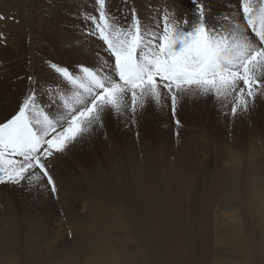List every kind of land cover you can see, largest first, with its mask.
I'll use <instances>...</instances> for the list:
<instances>
[{
	"label": "rangeland",
	"instance_id": "rangeland-1",
	"mask_svg": "<svg viewBox=\"0 0 264 264\" xmlns=\"http://www.w3.org/2000/svg\"><path fill=\"white\" fill-rule=\"evenodd\" d=\"M68 1L0 0V27L4 24L13 23L14 25V32L10 36L12 40L8 41L7 35L1 32L4 28L0 31L2 44L0 49H3L2 46L6 49V55L3 56L0 53V61H3L0 62V69H2L0 80L7 81V97L10 106L8 113L18 108L30 89H47L60 83L57 75L49 68V62L74 70L79 65H93L97 53L102 50L103 42L87 35L90 22L83 28L86 31L82 32L81 41L84 44L90 43L92 46L87 48V55L81 51L83 57L80 51L70 54L69 52L73 49L72 42L69 41L67 44L68 42L59 38L58 32L53 34L54 24L62 23L63 26V19H69L63 18L71 12L68 11L69 9L66 10L67 6L74 8L76 13L96 14L97 6L92 4L95 0H75L74 3L67 4ZM121 1L109 0V9L112 11L114 8L117 13H120V10L124 9V3L122 4ZM175 1L155 0L153 3L146 0V6H139L138 9L136 5L135 10L137 15L142 16L145 21L158 16L160 10L167 7L169 11L176 9L175 16L178 20L185 17L191 20V12L194 11L191 7L192 0ZM259 2L261 3V0H254L257 6ZM210 4L212 8L216 6V11L215 9L211 11V20L224 32L227 31L225 27L233 23L231 21L225 26L223 22L231 19V15L234 17L238 8L242 9L241 0H210ZM140 8L144 9L140 10ZM148 8L153 11L151 15L154 16L147 14ZM223 17L228 19L217 20ZM240 17L242 21L239 24L243 27L246 22L243 15ZM69 20L72 26L75 20ZM50 23L52 29H45ZM249 35H251L250 31ZM68 58L72 61L69 62ZM185 99L186 103L183 100L180 102L184 107L179 104L175 114L167 104L164 106L153 104L157 117L146 129H140L138 134L140 138L137 141L140 144L133 143L136 148L131 149V142L123 138V132L127 135L132 132L120 124L121 117H114L111 121L112 125L109 122V125L104 126L101 141L94 144L97 151L96 158L88 165L83 163L80 167L76 161H72L76 165L74 168L79 170L77 175L81 183L80 193L88 198V200L84 198L80 201L81 206L88 202L90 205V207L88 205L89 209L81 208L83 220L119 240L130 239V236L124 233L125 230L121 231L116 227L118 220L125 221L130 225L131 232L132 230L135 232L137 240L145 244L150 243L154 237V229L157 228L166 247L161 245V251L156 246L148 248L146 252L154 253L151 258L141 250L139 255L142 259L140 256L139 259L145 264H158L161 259L167 258L164 252L168 251L178 255L176 257L178 264H207L216 256L222 264H242L245 260L247 264H264V228L262 227L264 217L259 222L257 220V217L264 212V200H259L257 207L247 201L251 188H255V183L264 178V114H262L264 98L259 105L260 109L257 108L258 111L261 110V115L256 119L257 130L252 133L249 132L250 127L247 131L243 123L244 112H238L236 116H232L231 106L222 107L214 98L210 102L215 103L207 106L203 104L202 98ZM42 103L48 106L52 104V99L44 95ZM250 107L254 108V105ZM176 120H180L181 124L177 125ZM228 122L231 124H227ZM234 125L245 130L243 139L231 133L226 134ZM161 133H164V136ZM165 137H167L166 140ZM102 143L107 149L106 155L101 153ZM253 146L256 148L253 149ZM226 149L231 152L226 153ZM78 163H80L79 160ZM234 163L239 166L236 179H232L233 175L228 172ZM17 189L12 185V188L9 187L10 191L7 190L9 194H13L15 202L20 201L24 196L23 193H15ZM35 203L33 208L30 207L33 210L32 214L37 216L34 221L41 222L44 214L41 205ZM225 204H229L228 207H223ZM58 205L51 200L48 206L42 205V207L55 208ZM93 209H100L102 213L97 215ZM233 211L249 215L243 222V235L237 241L229 237L228 233L231 232L228 227H225L230 221L226 218ZM38 224L42 225V223ZM43 229L45 227L42 225ZM68 233L69 235L49 244L47 257L66 262L73 253L82 251L90 245V240L85 236L80 237L78 233H71L70 227ZM243 240L245 246L238 251L239 243ZM124 245L130 249L134 243H124ZM167 259L173 261V259Z\"/></svg>",
	"mask_w": 264,
	"mask_h": 264
},
{
	"label": "snow or ice",
	"instance_id": "snow-or-ice-1",
	"mask_svg": "<svg viewBox=\"0 0 264 264\" xmlns=\"http://www.w3.org/2000/svg\"><path fill=\"white\" fill-rule=\"evenodd\" d=\"M192 3L191 20L164 8L145 21L134 7L116 16L109 0H95L96 14L83 19L107 55L74 70L49 62L60 83L30 89L17 109L0 113V184L31 188L44 179L41 187L55 196L53 157L103 129L109 113L135 125L149 104L175 114L182 99L209 96L230 105L232 116L248 112L264 95V0H241L246 24L226 32L211 20L210 0ZM44 95L52 104L42 103Z\"/></svg>",
	"mask_w": 264,
	"mask_h": 264
},
{
	"label": "bare ground",
	"instance_id": "bare-ground-1",
	"mask_svg": "<svg viewBox=\"0 0 264 264\" xmlns=\"http://www.w3.org/2000/svg\"><path fill=\"white\" fill-rule=\"evenodd\" d=\"M149 1L154 3L155 0H149ZM74 2H75V0H69L67 2V4L74 3ZM92 4H95V2L92 1ZM136 5H137L138 9H139V6L144 7V6H146V0H136V1L128 0V3L124 4L123 8L125 10H127V9L132 8V7L135 8ZM181 5L184 6L185 3H184V5L183 4H181ZM170 6H171V4H170ZM191 7H193V6H191ZM141 9H144V8H140V10ZM167 9H168V7H167ZM170 9H173V8H170ZM214 9L216 11V6L214 8L211 7V11ZM66 10L71 11V12L68 13L67 15H64L63 18L67 17L69 19L75 20L74 24L71 26L69 19H66V20L63 19V26L64 27L62 26V23L60 25L54 24L55 25V31L53 34H55V32H58L59 38L62 41L68 42L67 44H69V41L72 42L71 44L73 46V49L71 50V52L68 51L70 54L75 52V51H76L75 52V54H76L77 51H80L79 53H81V55L83 57V53L81 51L85 52L84 54H86V51L88 50L87 48H90V45L92 46V44H90V43L84 44L81 41L82 32L86 31V29H83V28L85 27V25L88 22H86L83 19L84 13H82V12L76 13L74 8H69V6L66 7ZM175 10L176 9L173 10L174 14L176 12ZM151 11L152 10L150 8L147 9V14L152 17L154 15H151ZM110 12L114 13L116 16L121 15V12L117 13V10H115L114 8H112V11L110 10ZM240 15H243L242 9L238 8L235 16L233 17V15H231L230 16L231 19H229L228 21H224V20H226V18H224V17L219 18L217 20L218 21H224L223 23H225V26L227 23L230 24L231 21H232V23H238L239 24L242 21ZM140 17L142 20H144V18L142 16H140ZM129 19H130V15H129ZM179 20H182V18ZM13 27H14L13 23L9 24V25L4 24V25H2V27H0V31L2 30V28H4V30L1 32H3V34L7 35L8 41L10 39V36L14 32ZM66 27H67V29H65ZM230 27H231V25L227 26L225 28L228 30ZM46 28L52 29V24L50 23V24L46 25L45 29ZM10 40H12V39H10ZM79 43H80V46H79ZM0 45H2L1 42H0ZM2 47H3V49H0V53L4 56V55H6V49L4 46H2ZM91 49L93 50V48H91ZM101 49L102 50L99 53L101 55L106 56L107 54L103 51L104 46ZM54 53H56V52H54ZM69 53H68V55H69ZM65 56H67V55H65ZM74 57H73V59H74ZM69 58H68V60H69ZM71 58H72V56H71ZM110 58L111 57H108L109 60H110ZM63 60H65V59H63ZM71 61L69 60V62H71ZM0 62H3V61H0ZM89 62H91V61H88L87 63H89ZM84 65L92 66L90 64H84ZM0 70H2V69H0ZM6 82H7L6 79L0 80V113H3L5 115L8 113V111L10 112L9 99L7 97L8 87L6 85ZM262 97L264 98V95L258 96V99L255 101L254 108L250 107L248 112H246L244 114V116H242L244 118L243 123H245L246 130L248 129V127H250V131H249L250 133L257 130L256 119L259 118V116L261 115L260 114L261 110L258 111L257 108L259 107V109H260L259 105L263 101ZM197 98L201 99V97H197ZM202 99H203V104L205 106L215 103V102H210L211 100H213V98L211 96L206 97V98H202ZM182 100L184 101L186 99H182ZM188 105L189 104H187V106ZM187 106H186V108H187ZM182 107H184V106H182ZM222 107H224V106H222ZM262 109L264 111V108H262ZM162 111H164V110H162ZM156 114L157 113L155 112L154 105L149 104L146 106V108L143 110L142 113L137 114L136 123H135V125H132L131 123L128 122L127 117L117 116L114 113H109V114H106L104 126L109 125V122H111L114 117H121L120 118V124L123 125V127L125 129H127L133 133V134L131 133L130 135H127V134H125V132H123V138L126 139L127 141L131 142V149H132V148H136L135 144H133L134 142H136L138 145L140 144V142H137L140 138V136L138 135V134H140V129H144V128L146 129V127L150 126L152 121H155L154 119L157 117ZM218 114H217V116H218ZM262 114H264V113H262ZM221 116L219 118H221ZM165 120H166V117H165ZM223 123H225V122H223ZM227 124L230 125L231 123L228 122ZM110 125H112V122ZM223 125H225V124H223ZM230 128H229L230 132H228V133L225 132L226 134L231 133L234 136L235 135L240 136L241 139L244 138L245 130L242 127L234 125ZM102 131H103V129H97L93 134H91L90 136L85 138L83 141L71 145L69 147V149H67L64 153L57 154L56 156L53 157L52 174H53L54 179L56 180L57 187H58V193L55 196L47 188L41 187V185H45L47 183L46 180H44V179H42L40 181L39 185H36L34 187H31V188L26 183H23V182L20 186H17L15 184H0V264H145L144 261L139 259V256H140L139 253L141 252V250L143 251V253L147 254L151 258L154 256V253L152 252L149 254L148 252H146V250L148 248L156 246L161 251L162 250V248L160 247L161 245H163V247H166V243L164 242V240H162V236L160 234V231L157 228L154 229V232H153L154 237H152L150 243L145 244V243L141 242V240L140 241L137 240V236H136L135 232L133 230L131 232L130 225H128L125 221L118 220L116 227L121 231L125 230L124 233H126V235H129L130 239H122V240L120 239L119 240V239H117L115 237H111L108 234L104 233L103 231L99 230L94 224L83 220L84 215H83V209H81V208L85 209L86 207H88L89 202L87 204L81 206L82 204L80 203V201L84 198L88 200V198L83 193H80L79 187H80L81 183H80V180H79L78 175H77L78 169L74 168V166H76V165H74L72 163V161L73 160L76 161V163L80 167V165H83V163L88 165L93 159H95L96 158L95 154L97 151L95 149L94 144L101 141ZM220 131H221V129H220ZM221 134H222V132H221ZM166 139H167V137H165V140ZM250 140H251V138H250ZM164 142H166V141H164ZM253 147H254L253 149L256 148V146H253ZM225 151H226V153L231 152V150L229 151L227 149ZM106 152H107V149H106V147L104 148V144L102 143L101 153L106 155ZM77 159L80 161V163H78ZM70 163H72V164H70ZM85 168H86V166H85ZM228 172L233 175V177H231L229 175L232 179L233 178L236 179L238 174H239V166L237 165V163H234L231 166V168L228 169ZM12 185H13V188H15V187L18 188L15 193H17V194L23 193L24 196L21 198L20 201L15 202V200L13 198V194H11V193L9 194V192L7 191V190H9V187L12 188ZM255 185H256L255 188L254 187L251 188L247 201L252 206L257 207L259 205V200H264V178H261L259 180V182L255 183ZM22 190H24V191H22ZM19 198H20V196H19ZM51 200L55 201L59 205L56 206L55 208L47 207L46 209H44L42 207V205L48 206L49 201H51ZM87 200H85V201H87ZM85 201H84V203H86ZM35 202H38V203H35ZM34 203L41 205V209L43 211L42 213L44 214L41 217V219H43L41 222L40 221L39 222L34 221L37 218V216L35 214H32L33 210H31V208H30V207H32V208L34 207ZM79 205H80V207H79ZM228 205L225 204V205H223V207H228ZM62 206H63V209H61ZM233 206L235 207V204H233ZM89 207H90V205H89ZM89 207H88V209H89ZM229 207H231V206H229ZM8 209H9V211H8ZM93 210L97 215H100V212H101V211H99L100 209L99 210L93 209ZM86 211H87V209H86ZM241 214L238 211H236V212L233 211V212L229 213L228 218H226L228 220L230 219V221H228V223H226L228 226H225V227H228V229L230 230L231 233H228L227 230H225V231L228 234H230V236L229 235L228 236L234 238L235 241H237L239 239V237L243 235V232H244L243 231V222H244V219L247 216H249L248 214H243V213H241ZM38 215H40V214H38ZM44 217H48V218L44 219ZM263 217H264V212H262L260 214V216L257 217L258 222ZM38 223H42V225L45 227V229L42 230V225H39ZM47 225H48V228H47ZM69 227H70L71 233H78L81 235L80 237L85 236L88 240H90V245L88 247H85L84 250H82V251H77V252L73 253L71 255V257L66 262H60V261L55 260L52 257H47L49 244L56 241L58 238L69 235V233H68ZM262 227L264 228V220H263V226ZM248 229H250V228L248 227ZM130 242H133L134 245H132L129 249L126 245H124V243L129 244ZM239 244H240V247H239L238 251H241L242 248L245 246L244 240L241 241ZM164 255L169 259H173V261H169L167 258H164L163 260L161 259L158 264H178L177 259H176V257H178V255L172 254L169 251L164 252ZM141 259H142V257H141ZM246 262H247V260H245L242 264H247ZM220 263H221V260L216 256V257H214V259L212 261H209L207 264H220Z\"/></svg>",
	"mask_w": 264,
	"mask_h": 264
}]
</instances>
